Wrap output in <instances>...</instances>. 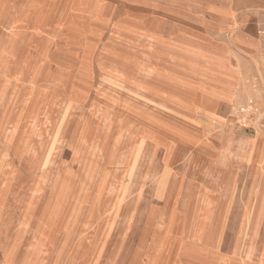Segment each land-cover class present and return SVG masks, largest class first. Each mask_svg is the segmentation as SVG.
Masks as SVG:
<instances>
[{
	"label": "rangeland",
	"instance_id": "374dc122",
	"mask_svg": "<svg viewBox=\"0 0 264 264\" xmlns=\"http://www.w3.org/2000/svg\"><path fill=\"white\" fill-rule=\"evenodd\" d=\"M0 17V264H264V0H0Z\"/></svg>",
	"mask_w": 264,
	"mask_h": 264
},
{
	"label": "bare ground",
	"instance_id": "6f19581e",
	"mask_svg": "<svg viewBox=\"0 0 264 264\" xmlns=\"http://www.w3.org/2000/svg\"><path fill=\"white\" fill-rule=\"evenodd\" d=\"M47 9L48 8L46 7L45 12L43 14L44 16L47 13ZM0 20L3 21L4 19L0 17ZM114 84L115 83H113V85ZM253 95L254 96H256V95L260 96V95H262V92L260 90H257V91H255L253 93ZM252 102L253 101L250 100L249 104L252 103ZM156 105H158V104H156ZM161 106H163V105H161ZM242 110L245 111L246 108H243ZM199 113L200 112H198V114ZM204 113L207 116H211L212 115L210 112H207V111L204 112ZM56 142H57V139L53 140V142L51 144H46V145H44L42 147V149L38 153L37 165H36L37 167H42L43 165H48L50 163V161H51V159H52V157L54 155V151L56 149ZM145 145H146V140L143 138L141 141H139L138 145L136 146V148L134 150V154H133V156H132V158L130 160V163H129L132 172L136 170L138 161H139L140 156H141V154H142V152H143V150L145 148ZM179 149H180V151H179V156L180 157L182 155H184L185 153L190 152V154L188 156V160L191 162L190 164H192V166H194L196 164V162L199 160L200 154H199L198 151L194 150V148L191 147L187 151H186L185 148H182V147H180ZM173 173H174L173 167L170 166L166 170V172L163 174L162 179L160 181V186L162 187L161 191H162L163 195H165V203L167 205L170 202V199L172 197L173 191L175 190L174 181H173V178L171 177V176H173ZM203 240H204L203 235L195 237V241L198 242V243H203ZM204 250H205L204 252H195V251H191V250H187V249H182V251L184 252V255H186L187 257H189L190 259H192L194 261L193 264H226V262L221 257H219L215 253H213L212 248H204ZM263 261H264V258H263ZM157 263L158 264H175V263H170V257H162V258H160L158 260ZM182 263L183 264H190V263H187V262H182Z\"/></svg>",
	"mask_w": 264,
	"mask_h": 264
}]
</instances>
